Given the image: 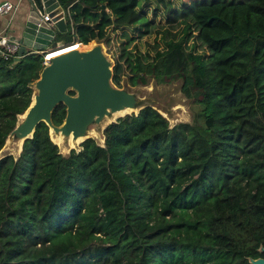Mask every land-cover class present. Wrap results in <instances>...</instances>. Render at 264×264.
<instances>
[{
	"label": "trees",
	"instance_id": "1",
	"mask_svg": "<svg viewBox=\"0 0 264 264\" xmlns=\"http://www.w3.org/2000/svg\"><path fill=\"white\" fill-rule=\"evenodd\" d=\"M57 1L67 31L54 41L105 38L116 85L182 79L193 121L169 128L147 107L108 125L105 148L86 139L68 157L39 123L18 161L0 160V264L264 258V0ZM14 59L0 57V148L44 65ZM64 116L59 104L54 124Z\"/></svg>",
	"mask_w": 264,
	"mask_h": 264
},
{
	"label": "water",
	"instance_id": "2",
	"mask_svg": "<svg viewBox=\"0 0 264 264\" xmlns=\"http://www.w3.org/2000/svg\"><path fill=\"white\" fill-rule=\"evenodd\" d=\"M27 2L28 14L21 30L23 45L53 51L65 46L63 41L60 46L54 41L57 33L67 31L65 13L58 1ZM19 60L15 58L14 63ZM113 66L114 59L106 52L105 38H95L86 45L48 57L38 77L28 84L30 102L16 115L15 124L0 148V160L11 156L14 162L18 161L24 142L33 137L41 122L63 157H68L71 150L78 152L86 139L105 148L104 130L108 125L126 115H137L147 107L157 111L168 122L169 128L178 123H192V112L188 119L181 117L184 110L178 96L190 100L181 91L182 79L158 83L148 78L146 85H131L123 76L120 85H116ZM59 104L64 106L65 116L61 123L54 124L52 112ZM258 251L263 252L264 247L259 246ZM248 261L264 264L263 257H250Z\"/></svg>",
	"mask_w": 264,
	"mask_h": 264
},
{
	"label": "crops",
	"instance_id": "3",
	"mask_svg": "<svg viewBox=\"0 0 264 264\" xmlns=\"http://www.w3.org/2000/svg\"><path fill=\"white\" fill-rule=\"evenodd\" d=\"M2 2H9L13 8L8 12L0 13V34L6 33L14 40H21L22 42L21 30L28 14V2L27 0H0V4ZM64 12L65 21H67L68 13L65 10Z\"/></svg>",
	"mask_w": 264,
	"mask_h": 264
},
{
	"label": "built area",
	"instance_id": "4",
	"mask_svg": "<svg viewBox=\"0 0 264 264\" xmlns=\"http://www.w3.org/2000/svg\"><path fill=\"white\" fill-rule=\"evenodd\" d=\"M13 5L10 4L9 2H2L0 4V13H5L10 10H12ZM65 13V12H64ZM44 19L47 20L48 17L44 16ZM83 45V44H82ZM23 43L21 40H14L10 36L6 35V33L0 34V57L4 59H10V58H22L27 54L30 53H43V59H44V64L47 63L48 61V56H49V51L51 49L45 51V50H36V49H31L26 46L23 49Z\"/></svg>",
	"mask_w": 264,
	"mask_h": 264
},
{
	"label": "rangeland",
	"instance_id": "5",
	"mask_svg": "<svg viewBox=\"0 0 264 264\" xmlns=\"http://www.w3.org/2000/svg\"><path fill=\"white\" fill-rule=\"evenodd\" d=\"M64 33H66V32H64ZM155 39H156V38H155V32H151V33L145 35L142 39L137 40V41H135V42L137 43L139 50H140L141 52H144L145 50H147V49L149 48V44H151ZM58 45L60 46L61 44L58 43ZM80 46H81V44H80ZM80 46H79V47H80ZM71 47H73V46L66 47V48H64L63 46H60V47H57V48H58L57 51H61V50H65V49H69V48H71ZM105 47H106V45H105ZM63 48H64V49H63ZM57 51H56V52H57ZM106 52H107L108 54H110L111 58L113 59L112 54H111L110 52H108L107 47H106ZM51 53H52V52H51ZM175 81H176V80H175ZM189 99H190V100L188 101L187 98L185 99V98H183V97L180 96V95L178 96V100H179V102H181L180 105H182V106H181L182 111L184 110V112L182 113L183 115H181V117H183L184 119H188V118H189V115H188L189 112H192V113H193L192 105H191V98H189ZM185 111H186V113H185ZM193 115H194V114H193Z\"/></svg>",
	"mask_w": 264,
	"mask_h": 264
},
{
	"label": "bare ground",
	"instance_id": "6",
	"mask_svg": "<svg viewBox=\"0 0 264 264\" xmlns=\"http://www.w3.org/2000/svg\"><path fill=\"white\" fill-rule=\"evenodd\" d=\"M80 45H73V47H71V48H69V49H73V48H75V47H79ZM57 49L58 48H56V50H51V51H49L48 53H50L49 54V57H51V56H53V55H56V54H58V53H61V52H63V51H67V50H69V49H65V50H61V51H57ZM57 51V52H56ZM52 52V53H51Z\"/></svg>",
	"mask_w": 264,
	"mask_h": 264
}]
</instances>
